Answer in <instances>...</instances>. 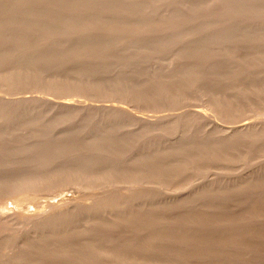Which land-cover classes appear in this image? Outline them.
Returning a JSON list of instances; mask_svg holds the SVG:
<instances>
[{"label":"rangeland","instance_id":"374dc122","mask_svg":"<svg viewBox=\"0 0 264 264\" xmlns=\"http://www.w3.org/2000/svg\"><path fill=\"white\" fill-rule=\"evenodd\" d=\"M0 264H264V0H0Z\"/></svg>","mask_w":264,"mask_h":264},{"label":"bare ground","instance_id":"6f19581e","mask_svg":"<svg viewBox=\"0 0 264 264\" xmlns=\"http://www.w3.org/2000/svg\"><path fill=\"white\" fill-rule=\"evenodd\" d=\"M54 204H55V203H54ZM56 205H57V204H56ZM49 209H50V208H49ZM64 210H65V209H64ZM55 212H56V211H55ZM34 216H35V215H34ZM52 216H53V214H51V217H52ZM35 217H37V216H35ZM35 217H34V218H35ZM41 217H42V216H41ZM46 217H47V216H46ZM9 220H10V219H9ZM35 220H36V219H35Z\"/></svg>","mask_w":264,"mask_h":264}]
</instances>
